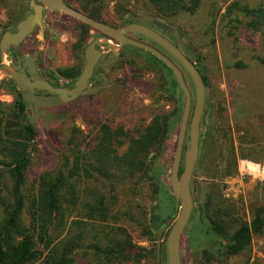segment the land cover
<instances>
[{"label":"rangeland","instance_id":"rangeland-1","mask_svg":"<svg viewBox=\"0 0 264 264\" xmlns=\"http://www.w3.org/2000/svg\"><path fill=\"white\" fill-rule=\"evenodd\" d=\"M232 1L234 0H201L202 6L198 13L194 16L182 15L167 23L174 32L164 34L160 28L151 25L154 19L146 0H101L106 8L105 14L100 18L103 22L119 25L122 22L121 16H124L125 23L131 21L143 27H151L174 45L192 52L190 59L195 63L198 58L208 79L200 123L199 157L190 183L194 208L192 218L187 222L181 237L182 264H264V233L253 238L246 253L222 257L217 254L218 248L211 241L206 243L205 235L197 223V208L206 201H229L226 204L233 208V215L237 212L238 220L243 223L250 222L255 208L264 206V179L247 172L241 174L239 170L241 163L259 164L264 170V31L251 33L239 29L232 33L225 20L226 6ZM240 1L251 7L264 2ZM27 5L28 0H4L0 4V36L13 29L21 17L30 13ZM212 13L215 15L210 17ZM43 28L42 37L38 32L33 33L18 53L19 59L25 54L32 55L41 76L51 79L56 76L58 69L69 68L75 63L78 56L72 53V45L84 30L80 32L78 27L74 28L69 19L61 14L48 15ZM177 34L180 35L179 38H176ZM95 35V32H88L83 45L87 46ZM129 38L155 48L179 68L191 94L192 112L194 88L188 74L171 56L149 40L135 34H129ZM209 39L214 41L213 45L209 43ZM103 51L105 58L102 66H108L117 57L122 58V74L120 77L115 69L112 72L107 70V97L102 110L90 107L91 103L84 100L78 104H64L53 108H29L37 137L36 152L25 176L27 191L35 185L40 175L56 169L72 131L78 130L85 139V144L92 146L103 125L109 126L113 131L122 127L130 136L136 137L155 116H169L177 110L179 116L175 119L162 156L157 157L154 153L149 155V160L159 166L163 181L169 184L170 161L175 150L184 97L177 87L167 92L168 86L174 84L169 72H163V79L146 69V60L150 61L146 52L128 46L118 53L109 51L106 47ZM5 56L7 57L0 54V74L6 73L0 76V95H11L14 102L18 90L9 81V63L5 65L3 62ZM247 132L253 137L246 140L247 145H240L238 138L246 136ZM187 141L188 132L185 143ZM240 148L244 159H241ZM124 150L125 146L119 149V153ZM233 157H236L235 162ZM180 170H183V165ZM228 170L234 171L228 175ZM226 179L230 182L226 183ZM88 185L93 189L92 192L101 190L97 182H90ZM128 186L129 184L125 189ZM140 188L141 196L138 199L144 215L137 207H132L130 216L122 218L119 226L126 231L136 247L149 250L154 248L156 242L149 240L138 223L143 224L150 218L153 208L159 205L161 199L147 184ZM175 207L168 220L170 224L166 227L164 224L161 228V252L165 251L166 237L176 218L178 202ZM227 220L229 235L234 227L229 223L233 222V218ZM140 264L153 263L143 259Z\"/></svg>","mask_w":264,"mask_h":264},{"label":"trees","instance_id":"trees-1","mask_svg":"<svg viewBox=\"0 0 264 264\" xmlns=\"http://www.w3.org/2000/svg\"><path fill=\"white\" fill-rule=\"evenodd\" d=\"M146 1L152 19L165 25L182 15L194 16L202 6L201 0ZM225 18L232 33L239 29L251 33L264 31V2L251 7L234 0L226 6ZM81 26L85 30L79 36L80 48L90 29ZM179 37L177 34L176 38ZM209 43L213 45L214 41L209 39ZM177 48L193 63L192 52ZM146 54L150 57L146 69L163 79V72H169L174 84L168 86L167 92L177 87L182 95L173 73L154 56ZM194 62L206 89L208 79L198 58ZM79 73V69L57 70L64 79L76 78ZM53 78L57 80V76ZM20 97L18 93L11 104L0 102V264H140L143 259L157 264L155 246L149 250L136 247L119 221L130 216L132 207L143 213L138 197L144 184L152 187L161 199L150 218L138 223L149 240L156 242L175 210L169 184L163 181L159 166L149 160V155L162 156L179 112L155 116L136 137L122 127L113 131L103 125L94 146L85 144L78 130L70 132L56 169L40 175L27 191L25 176L36 152L37 131L28 113L29 105ZM252 137L248 132L240 136V145H247L246 140ZM124 146L120 154L119 149ZM240 154L244 159L242 148ZM233 171L228 170L227 174ZM90 182H97L101 190L92 192ZM228 202L206 201L197 208V223L204 240L211 241L222 257L246 253L253 238L264 233V206L255 208L250 222L243 223L238 220L237 212L233 215ZM231 217L233 222L229 223L234 227L228 235L227 219ZM165 258L162 251L161 264H166Z\"/></svg>","mask_w":264,"mask_h":264},{"label":"water","instance_id":"water-1","mask_svg":"<svg viewBox=\"0 0 264 264\" xmlns=\"http://www.w3.org/2000/svg\"><path fill=\"white\" fill-rule=\"evenodd\" d=\"M29 8L31 13L16 25V30L13 33L4 32L0 37V54L7 55V51L11 47L21 45L29 35L35 30L39 31V36L44 33L43 14L47 12H61L81 23L87 25L93 30L103 34L108 39H100L89 44L84 51V67L75 82L74 88L64 90L61 88H53L49 83L37 78L35 72L33 58L26 56L24 58V66L28 67L30 76H34V81H31L22 71L16 72L19 67H13L10 74V80L15 84L21 93V99L29 105L38 107H52L55 105L53 97L49 100L37 98L35 90L47 92L49 94L59 96L63 103L74 100L76 97L85 95L89 92L87 83L92 76L94 66L101 56L100 52L95 50V46L104 43L109 48L117 50L121 47H131L141 50L159 60L164 64L174 75L178 87L184 97V106L182 110L180 124L177 130L175 150L171 162V171L169 175V187L171 194L176 202L179 203V208L176 211V218L172 222V226L167 234L165 242L166 264H182L181 263V237L185 231L186 225L189 222L194 205L190 189L192 175L196 166V161L199 157V139H200V123L203 116L204 105L206 98V89L201 78V75L195 68V65L183 53L164 36L157 33L151 28L138 24H129L123 28H113L103 23L94 21L93 19L83 15L80 12L73 10L63 3L62 0H29ZM153 24L162 28V33L166 32L169 27L160 22L154 21ZM138 34L145 39L150 40L159 48L164 50L171 56L180 67L188 74L194 88V105L191 112V94L184 81V77L177 66H175L169 58L153 47L143 43L126 38L128 34ZM110 39L116 41L115 46L110 42ZM87 90V91H86ZM85 91V92H84ZM30 115V112H28ZM188 132V141L185 143V137ZM181 165L183 170L180 172ZM170 221L165 222V227ZM163 230L156 237V262L160 264V253L162 243Z\"/></svg>","mask_w":264,"mask_h":264},{"label":"flooded vegetation","instance_id":"flooded-vegetation-1","mask_svg":"<svg viewBox=\"0 0 264 264\" xmlns=\"http://www.w3.org/2000/svg\"><path fill=\"white\" fill-rule=\"evenodd\" d=\"M62 1H63V3L65 5H67L68 7L72 8L73 10L82 13L83 15L93 19L94 21L103 23V24L111 26L113 28H123V27H125V26H127L129 24H134L133 22L128 21L129 19L128 20L126 19V21H128V22L125 23L124 22V16H121L120 20L122 22L119 25H109V24L103 22L100 18L102 17L103 14H105L106 8L104 7V5L101 2V0H99V1L98 0H62ZM29 3L30 2L28 0V5L27 6H28V9L30 10V13H31V9L29 8ZM30 13H28L27 15H29ZM55 14H61L63 17L69 19V21L72 23L73 27L74 28L78 27L80 29V32L82 30H85L81 25L87 26V25L81 23L80 21H78V20H76V19H74V18H72V17H70V16H68V15H66L64 13H61V12H47V11L43 14V26L45 25V20H46L47 16L48 15H55ZM26 16L21 17L20 21H22ZM20 21H18L17 24ZM154 21H156V20H152L151 21V25L152 26H155L153 24ZM16 25H15V27L13 29H10L9 31H6V32L13 33L16 30ZM138 25H140V24H138ZM160 30L162 32V28H160ZM36 32L39 33L38 30H35L33 33H36ZM88 32H95L96 33V35L93 36V38H92V40H91V42L89 44H91L93 41L97 40L98 38H100V39H102V38L103 39H108L103 34H100L99 32L93 30L92 28H90L88 30ZM173 32H174V29L173 28H169L166 32H164V34L173 33ZM131 34H134V33H131ZM135 35H138V34H135ZM29 36H28V38H29ZM138 36H140V35H138ZM140 37L143 38L142 36H140ZM126 38H129V34L126 35ZM143 39H145V38H143ZM78 40H79V38L72 45V53L77 55L78 58L76 59L75 63L72 66L69 67L70 69H74L75 72L78 71V69H79L80 73H79V75L76 78L64 79L63 77L59 76V74H57V73H55L56 76H57V80H55V78H53V77L51 79H49L48 77H44L43 78L41 76V74L39 73V69L37 68L36 60H35V58L32 55L25 54V55H22L21 59H19L18 50L25 43V41L21 45H19L18 47H11L9 49V51H7V58H8V61H9L10 74L12 72L13 67H19L20 69H16L15 70L16 72H21L22 71L31 81H34L35 77L34 76H30L29 72H28V67L24 66V58L26 56H31L33 58V64H34L35 72H36L37 78L39 80L46 81L53 88H61V89H64V90H70V89L74 88L75 82H76V80L78 79V77L80 76V74H81V72L83 70V67H84V64H85L84 63V51H85L86 47L89 45V44L87 46L82 45V47L80 48L78 46ZM110 42L113 43V45H115V46L118 44L116 41H114L112 39H110ZM155 46H157V45H155ZM104 47L108 48L109 51L116 52V53L120 52L123 49V47H121L120 49L114 50V49L109 48L108 45L104 44V43H100V44L95 46V50L97 52H100L101 56L99 57L98 61L96 62L95 66H94V69H93L92 76H91V78L89 79V81L87 83V88L89 89V92L87 94L78 96L74 100H71V101H69L67 103H63L61 101V99H59V96H57V95L49 94L47 92L40 91V90H35L34 94H35V96L37 98H43L44 100H49V98L53 97L55 99V105H53L52 107H38L36 105L27 104V105H29V108L30 107H37V108H42V109L53 108V107H57L59 105H64V104H78V103H80V102H82L84 100V101H87V102L91 103L90 107L93 106V107H97V108L102 110L103 107H105V105H106L105 98L107 97V88H108V83H106L107 70L109 69V71L112 72L115 69L116 72L120 74V77H121V74H122V58H118L117 57L115 60H111L109 62V64H108V66L107 65L104 66V67L102 66V61L105 58L104 57L105 52L103 51ZM9 81L12 82L10 80V75H9ZM13 85L15 86L14 83H13ZM16 89H17V87H16ZM18 93L21 96V93L19 92V90H18ZM180 120H181V118H180ZM179 124H180V122H179Z\"/></svg>","mask_w":264,"mask_h":264},{"label":"clouds","instance_id":"clouds-1","mask_svg":"<svg viewBox=\"0 0 264 264\" xmlns=\"http://www.w3.org/2000/svg\"><path fill=\"white\" fill-rule=\"evenodd\" d=\"M64 38H66V37H64ZM3 62L5 65H7L9 63L8 58L6 56L3 57ZM3 75H6V73L0 74V76H3ZM13 100H14V97H12L11 95H7V94L0 95V102L11 104L13 102ZM239 170H240L241 174H244L247 172L253 176L264 179V170H262V167L259 164L248 163L247 165H245V163H241ZM225 182L228 183V182H230V180L226 179Z\"/></svg>","mask_w":264,"mask_h":264}]
</instances>
